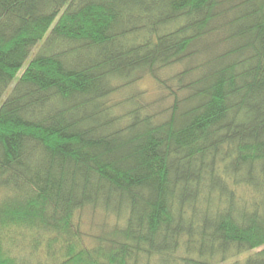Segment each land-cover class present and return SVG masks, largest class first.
<instances>
[{"label":"trees","instance_id":"16d2710c","mask_svg":"<svg viewBox=\"0 0 264 264\" xmlns=\"http://www.w3.org/2000/svg\"><path fill=\"white\" fill-rule=\"evenodd\" d=\"M0 264H264V0H0Z\"/></svg>","mask_w":264,"mask_h":264},{"label":"rangeland","instance_id":"374dc122","mask_svg":"<svg viewBox=\"0 0 264 264\" xmlns=\"http://www.w3.org/2000/svg\"><path fill=\"white\" fill-rule=\"evenodd\" d=\"M136 87L139 88V89L147 91L145 97L156 96L157 91H158L156 82L150 77L142 80L138 84V86H136ZM7 94H8V92H7ZM6 95H5V97H6Z\"/></svg>","mask_w":264,"mask_h":264}]
</instances>
